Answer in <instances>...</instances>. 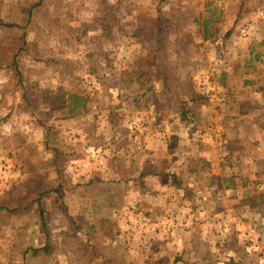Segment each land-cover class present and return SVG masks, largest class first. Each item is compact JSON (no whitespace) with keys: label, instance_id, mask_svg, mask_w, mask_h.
I'll list each match as a JSON object with an SVG mask.
<instances>
[{"label":"rangeland","instance_id":"obj_1","mask_svg":"<svg viewBox=\"0 0 264 264\" xmlns=\"http://www.w3.org/2000/svg\"><path fill=\"white\" fill-rule=\"evenodd\" d=\"M159 15L177 23L161 47ZM0 18V203L66 181L46 230L37 203L0 212V264H264V0H0ZM185 32L197 54L180 59ZM19 39L34 110L2 60ZM68 92L94 96L86 115L63 114ZM232 174L249 184L223 190Z\"/></svg>","mask_w":264,"mask_h":264},{"label":"trees","instance_id":"obj_2","mask_svg":"<svg viewBox=\"0 0 264 264\" xmlns=\"http://www.w3.org/2000/svg\"><path fill=\"white\" fill-rule=\"evenodd\" d=\"M211 20H212V16L210 18H205L203 20V33H204V39H211L215 36V33H212V29H210L209 25L211 24ZM172 23L177 24L176 21H173V18L170 17H164V15H159L158 17H156L155 19L152 20V25L154 26L156 29V36H157V46L161 47V45H163V36L166 35V28H168ZM13 24H6L4 22L3 19L0 18V28L2 27H12ZM150 26L147 27H140L141 31H138V35H142L143 32H145L146 30H149ZM179 34V33H178ZM176 44V52L178 54V58L180 59H185L188 57H191L194 54H197V44L195 43L194 39L192 37H190L189 33H180L179 36L177 37V39L174 42ZM27 42L24 39H19V43H18V48L15 49V53H13V55L10 58L7 57H2L3 61L7 62L9 61V65L8 67L11 69H14V76L16 78H18V81L21 84V89L23 91V100L24 102L27 104L26 108L27 110H33L35 108L38 107L37 105V99H34L31 94H30V90L27 86L24 85V73H23V69L21 68V66L17 63L16 61V57L18 56L19 52L25 51V52H29V49L26 48L27 46ZM163 49H165L164 47H162ZM162 49V50H163ZM140 65H142V67H140ZM138 65L136 68L133 69V77L137 78V82H139V84L144 85L146 82L142 81V79L145 76V71L147 70V64L145 63V60L142 61V63ZM150 64H149V68H150ZM166 86L168 87V91L165 93L166 96H168V98L172 97H176L179 99L178 95H181V93L179 94V92L174 91L170 88V85L166 83ZM152 91V95L154 96V99L156 98V96H158L156 94V91H154V89L152 87H148L146 88V92H151ZM145 92V93H146ZM66 94V98L64 100H61L58 104L61 105L62 112L63 114H65L67 117H79V116H84L88 113V111L90 110L92 103H94V96H91L89 93H80V92H68L65 93ZM190 96V100L193 101L194 99H196L198 97L197 93H195L194 91H190L189 93ZM150 99L147 98L146 102H148ZM181 106V119L183 121H187L188 120V116H189V112H191L190 107L187 106V102H181L180 104ZM141 105L138 104L136 105V108H140ZM49 133V128L47 129V134ZM49 137V134H48ZM19 139V143L22 145H26V141L24 139ZM47 147L49 148L50 145L47 144ZM52 151H56V154H59V151L54 147ZM205 163V160L203 158H200L198 160V163ZM207 165H210V163H207ZM61 172V171H60ZM145 176V173L143 174ZM172 179L173 182L175 184H182V181H180L178 179V176L176 174H172ZM44 182V181H43ZM42 182V184H39L37 186V188L35 190H31L28 193H26L25 195H20L14 198H11V200H3L2 203H0V212L5 211L7 216H11L12 214H17V213H21L23 211L26 210H31L33 205L35 203H37L38 206V213L40 216V220L42 222L41 227L43 228V230L48 229V218L45 217V213L47 212L46 210V199L48 197H51L53 194H55V197L52 198L51 200V206L54 207L55 209L58 210H63L65 211L66 209V205L65 203H61V200L64 198L65 195V189L64 186L66 184V181H62L60 183H58L57 185H50V186H45V184ZM221 182L224 184V189L225 190H239L241 188L246 187L249 184V181L247 178L245 177H241L238 176L236 174H232L229 175L227 177H223L221 179ZM93 192V191H92ZM100 194L99 192H95L94 196L97 197ZM5 213H0V216L3 215ZM109 217L106 218H100L97 220V226H98V230L99 231H103L104 232V236H113L114 234L112 233V229L114 227V224L111 223L112 221L110 219H108ZM94 227L93 225L91 226V228ZM109 227H111L110 229H108ZM105 229H107V231H105ZM49 238H48V242H49ZM51 244L47 243L46 246L44 248H42V250H48L50 248Z\"/></svg>","mask_w":264,"mask_h":264},{"label":"crops","instance_id":"obj_3","mask_svg":"<svg viewBox=\"0 0 264 264\" xmlns=\"http://www.w3.org/2000/svg\"><path fill=\"white\" fill-rule=\"evenodd\" d=\"M222 189L225 190L224 187H222Z\"/></svg>","mask_w":264,"mask_h":264}]
</instances>
